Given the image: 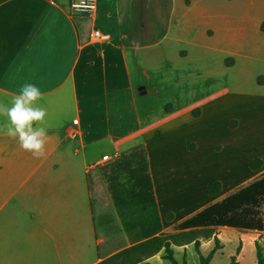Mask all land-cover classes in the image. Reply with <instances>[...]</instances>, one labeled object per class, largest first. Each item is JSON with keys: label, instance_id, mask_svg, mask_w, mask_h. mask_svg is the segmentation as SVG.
I'll list each match as a JSON object with an SVG mask.
<instances>
[{"label": "crops", "instance_id": "obj_1", "mask_svg": "<svg viewBox=\"0 0 264 264\" xmlns=\"http://www.w3.org/2000/svg\"><path fill=\"white\" fill-rule=\"evenodd\" d=\"M71 2L0 0V103L10 106L24 84L37 85L48 129L39 157L0 132V264L101 261L103 199L115 207L102 166L138 145L146 152L163 234L180 232L178 225L264 176L262 90L225 85L178 103L162 82L174 80L181 92L188 89L183 80L198 73L185 45L177 60H150L144 52L151 47L139 39L146 36L144 21L135 26L118 11L117 24L108 29L100 1L95 17L74 13ZM206 14L201 28L175 39L198 46L201 38L226 54L227 74L238 57H250L249 38H264V13L247 11L238 25ZM95 30L107 37L96 38ZM170 39V31L160 32L153 47ZM230 56L235 61L226 64ZM6 123L0 118V127ZM105 155L111 159L104 161ZM213 183L219 184L215 193ZM202 228L214 229L212 237L177 246L179 262L201 264L198 240L203 254L213 252L209 264L226 258L260 264L264 257V231ZM164 253L137 264H172Z\"/></svg>", "mask_w": 264, "mask_h": 264}, {"label": "rangeland", "instance_id": "obj_2", "mask_svg": "<svg viewBox=\"0 0 264 264\" xmlns=\"http://www.w3.org/2000/svg\"><path fill=\"white\" fill-rule=\"evenodd\" d=\"M193 2L195 3L194 9L192 6ZM100 9L102 14L105 13L107 15L106 28L108 29L110 26L113 29L114 25L117 24L116 14H118V11L119 15H122L123 20L126 18L130 19V21H134L135 26L140 21H144L143 25L146 33L143 32L146 36L140 35L139 39L151 47L144 52V55L150 60H177L179 57L177 54L178 49L183 45L187 47L190 52V59L198 65V73H195L193 78L184 79L182 82L188 89H183L180 92V88L174 80L162 82L166 96H171L174 100L177 99L178 103L191 99L196 91L201 93L205 89H218L225 85L250 92L259 90L264 92V86L259 88L257 82V75L264 74V38L261 36L257 40L248 39L250 46L248 47L249 49L245 50V53L250 57H238L237 67L227 74L225 73L226 69L222 61V58L226 54L207 48L201 38H198V46L183 44L175 39L178 36L184 37L186 34L191 33V31L201 28L209 19L206 12L210 15H225L228 19L232 20L233 24L238 25L247 14V11L255 12L256 10H260L264 13V0H100ZM192 9L193 11L189 13ZM130 25H133V23H130ZM168 31L171 32L174 39L163 41L161 49L153 47L158 41L157 34L162 32V35H164ZM212 34L213 31L210 30V35ZM256 36L257 34H254V37ZM234 61V57L232 56L224 60L226 64H231ZM263 79L264 77H260L259 81L261 82ZM103 200L104 205L108 208V211L105 212L116 216L115 207L107 204L106 199ZM213 233L214 229L212 228L194 233H164L167 236L173 235V237H169L166 240L169 249H166V247L162 248L165 252L164 256L168 258L169 255H173L176 258L177 246L183 243H190L199 237H212ZM102 234L104 236L103 230ZM196 246L198 251L205 257L210 255L201 252L199 240ZM216 246H219L218 242ZM228 262L226 258L225 264H229ZM180 263L182 264V262ZM191 264L200 263L194 262L193 259ZM260 264H264V257L261 258Z\"/></svg>", "mask_w": 264, "mask_h": 264}, {"label": "trees", "instance_id": "obj_3", "mask_svg": "<svg viewBox=\"0 0 264 264\" xmlns=\"http://www.w3.org/2000/svg\"><path fill=\"white\" fill-rule=\"evenodd\" d=\"M258 164L260 161L252 162L254 167ZM102 172L109 184L119 220L109 212L98 216V225L105 240L100 246L102 260L96 264H137L160 252L163 247L169 249L166 240L173 235L162 233L143 145L103 165ZM218 188V183L210 187L212 193ZM224 226L264 231V176L181 223L176 229L180 233H194L204 230L202 227ZM197 227L202 229H194ZM212 256L213 252L207 257L200 254L201 264H209ZM167 259L172 264H181L173 255ZM182 264H187V261ZM232 264H237L235 259Z\"/></svg>", "mask_w": 264, "mask_h": 264}, {"label": "clouds", "instance_id": "obj_4", "mask_svg": "<svg viewBox=\"0 0 264 264\" xmlns=\"http://www.w3.org/2000/svg\"><path fill=\"white\" fill-rule=\"evenodd\" d=\"M43 98L40 88L33 83H26L19 89V94L12 97L10 106L0 103V118L6 119L0 132L15 138L19 146L39 157L44 154L47 127L44 126L46 110L37 104Z\"/></svg>", "mask_w": 264, "mask_h": 264}, {"label": "built area", "instance_id": "obj_5", "mask_svg": "<svg viewBox=\"0 0 264 264\" xmlns=\"http://www.w3.org/2000/svg\"><path fill=\"white\" fill-rule=\"evenodd\" d=\"M100 0H72L71 9L74 13H81L90 17H95L98 14ZM94 36L96 38H106L107 35L103 34L100 30H95ZM109 155L103 156V160H110Z\"/></svg>", "mask_w": 264, "mask_h": 264}, {"label": "water", "instance_id": "obj_6", "mask_svg": "<svg viewBox=\"0 0 264 264\" xmlns=\"http://www.w3.org/2000/svg\"><path fill=\"white\" fill-rule=\"evenodd\" d=\"M143 89V88H142Z\"/></svg>", "mask_w": 264, "mask_h": 264}]
</instances>
